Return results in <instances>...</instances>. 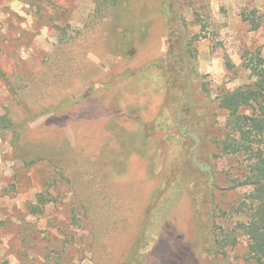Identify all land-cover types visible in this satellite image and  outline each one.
<instances>
[{
  "label": "rangeland",
  "instance_id": "374dc122",
  "mask_svg": "<svg viewBox=\"0 0 264 264\" xmlns=\"http://www.w3.org/2000/svg\"><path fill=\"white\" fill-rule=\"evenodd\" d=\"M177 1L197 51L179 114L160 0H0V116L22 134L0 139V264H223L209 209L228 237L252 189H233L244 158L216 155L219 98L257 79L264 0ZM192 159L210 164L212 200ZM235 236L219 257L248 264Z\"/></svg>",
  "mask_w": 264,
  "mask_h": 264
},
{
  "label": "trees",
  "instance_id": "16d2710c",
  "mask_svg": "<svg viewBox=\"0 0 264 264\" xmlns=\"http://www.w3.org/2000/svg\"><path fill=\"white\" fill-rule=\"evenodd\" d=\"M118 6L120 0H112ZM160 12L163 15L168 30V41L170 44L171 66L164 72V79L168 90V104L177 106L176 114L181 111H189L193 106L189 92L193 88L195 77L196 50L193 39H188L186 21L182 13H178L179 4L177 0H160ZM173 19L175 20L173 23ZM261 23H255L253 28L258 30ZM185 62L183 68L179 63ZM231 67V63L227 64ZM186 71V72H185ZM256 81L250 85L241 87L233 92H228L219 98V107L228 113L223 138L217 142L218 157L228 156L230 158H244L247 162L246 172L243 180L236 182L233 189L250 188L249 194L242 202L232 208V215L246 214L248 220L238 223L235 231L228 237L222 227L217 225V214L212 207L209 209V229L212 236L214 255L218 261L226 264L219 257L224 250L238 245L235 233H241L248 238L246 262L248 264H264V59L259 58L257 66L253 69ZM177 117V116H176ZM177 121V120H176ZM178 122V121H177ZM179 126V125H178ZM20 126L7 115L0 116V139H5L12 134L13 146L17 148L20 144L22 134ZM191 170L206 175L209 178V187L206 189L208 200H212L217 186L213 185L214 175L210 164H198L195 159L189 163ZM207 173V174H206ZM205 190V189H204ZM211 196V197H210ZM47 201L40 199L39 205L32 207L33 214H41L43 205ZM42 205V207H40ZM217 229L222 230L219 234ZM233 236H235L233 238ZM228 264V263H227Z\"/></svg>",
  "mask_w": 264,
  "mask_h": 264
}]
</instances>
